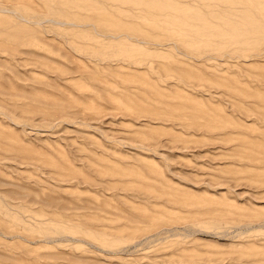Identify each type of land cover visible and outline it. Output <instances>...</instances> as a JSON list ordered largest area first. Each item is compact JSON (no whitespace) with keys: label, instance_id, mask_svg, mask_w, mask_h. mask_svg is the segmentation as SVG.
I'll return each mask as SVG.
<instances>
[{"label":"rangeland","instance_id":"1","mask_svg":"<svg viewBox=\"0 0 264 264\" xmlns=\"http://www.w3.org/2000/svg\"><path fill=\"white\" fill-rule=\"evenodd\" d=\"M0 10V264H264V0Z\"/></svg>","mask_w":264,"mask_h":264},{"label":"bare ground","instance_id":"2","mask_svg":"<svg viewBox=\"0 0 264 264\" xmlns=\"http://www.w3.org/2000/svg\"><path fill=\"white\" fill-rule=\"evenodd\" d=\"M1 11V10H0ZM3 11V10H2ZM44 21H46V20H44ZM56 22H58V23H60V24H63L65 21H62V20H56ZM69 22V21H68ZM68 22H67V24H68ZM71 22V21H70ZM54 23V22H53ZM36 158V157H35ZM5 183V182H4ZM8 230V229H7Z\"/></svg>","mask_w":264,"mask_h":264}]
</instances>
